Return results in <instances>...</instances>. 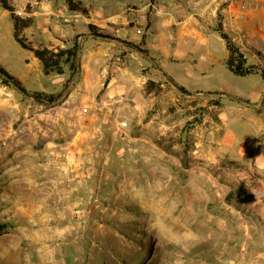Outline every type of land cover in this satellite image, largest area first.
<instances>
[{"label":"crops","instance_id":"obj_1","mask_svg":"<svg viewBox=\"0 0 264 264\" xmlns=\"http://www.w3.org/2000/svg\"><path fill=\"white\" fill-rule=\"evenodd\" d=\"M96 1L10 0L32 45L77 41L73 73H44L0 5V66L57 95L34 101L0 79V214L56 246L98 197L149 236L200 244L197 264H264V18L250 8L264 15V0ZM218 24L254 71L227 67Z\"/></svg>","mask_w":264,"mask_h":264},{"label":"rangeland","instance_id":"obj_2","mask_svg":"<svg viewBox=\"0 0 264 264\" xmlns=\"http://www.w3.org/2000/svg\"><path fill=\"white\" fill-rule=\"evenodd\" d=\"M250 8L264 18L259 5ZM97 203L87 216L75 215L77 228L62 231L63 242L56 246L33 245L35 232L23 229L24 216L0 214V264H197L190 255L196 256L193 250L200 251V244L189 248L160 231L149 236L124 210L110 218L102 212L101 198Z\"/></svg>","mask_w":264,"mask_h":264},{"label":"trees","instance_id":"obj_3","mask_svg":"<svg viewBox=\"0 0 264 264\" xmlns=\"http://www.w3.org/2000/svg\"><path fill=\"white\" fill-rule=\"evenodd\" d=\"M0 5L3 8L10 11V17L13 21V34H14L16 41L22 47L30 49L34 53V55L41 62L44 73H49L52 71L61 73L62 65L64 63H68L71 73L75 72L77 68V57H76L77 41L76 40L74 41L73 45L70 48H57L56 50H53L45 46H34L30 42L26 41L22 36H20L21 29L29 24V20L25 18H21L18 14L14 12V7L12 6L10 0H0ZM68 5L70 9L75 8V9H80L82 11H85L84 8H80L77 5H72L70 2H68ZM88 29L90 33L92 34L103 36V37H110L109 34L102 32L100 29L96 28L92 24H88ZM216 30L218 31L220 36L225 39V42H226V48H227L228 53L225 59V64L227 65V67L233 73L237 75H245V74H249L252 71H254L255 66L246 64L245 57L243 56L242 51L229 38V36H227L222 31L220 24L217 25ZM124 42L132 48L142 50V48H140L137 44H134L129 41H124ZM0 72L6 76V78L0 76V79L4 83L9 84L8 80L12 81L18 88L28 93L32 98H34L37 101L51 103L57 97V95L47 94L44 92H38V91L28 92L20 84L17 78L9 74L1 66H0ZM261 74L263 75V72H261ZM178 89L181 92H186V90L181 86H178Z\"/></svg>","mask_w":264,"mask_h":264},{"label":"water","instance_id":"obj_4","mask_svg":"<svg viewBox=\"0 0 264 264\" xmlns=\"http://www.w3.org/2000/svg\"><path fill=\"white\" fill-rule=\"evenodd\" d=\"M79 44L77 43V48H76V57H77V54H78V51H79ZM0 76L6 78V76L4 74H2L0 72ZM9 84L12 85L20 94H22L24 97L26 98H32L28 93L24 92L22 89L18 88L12 81L8 80ZM34 101H37L35 100L34 98H32Z\"/></svg>","mask_w":264,"mask_h":264},{"label":"built area","instance_id":"obj_5","mask_svg":"<svg viewBox=\"0 0 264 264\" xmlns=\"http://www.w3.org/2000/svg\"><path fill=\"white\" fill-rule=\"evenodd\" d=\"M192 0H187L186 1V3H190ZM247 8V4L243 1V2H240L239 4H238V7H237V9L240 11V12H243L245 9ZM264 11V10H263ZM86 107H83V111H86ZM120 126H122V127H124V126H126V122L123 120V121H121L120 122Z\"/></svg>","mask_w":264,"mask_h":264}]
</instances>
